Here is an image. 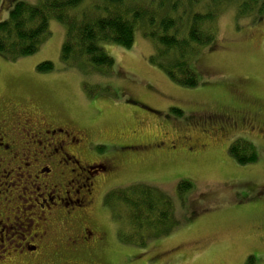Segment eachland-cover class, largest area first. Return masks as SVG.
Instances as JSON below:
<instances>
[{
  "label": "rangeland",
  "instance_id": "obj_1",
  "mask_svg": "<svg viewBox=\"0 0 264 264\" xmlns=\"http://www.w3.org/2000/svg\"><path fill=\"white\" fill-rule=\"evenodd\" d=\"M236 4L221 8L218 44L195 60V87L177 84L150 62L155 46L142 26L131 48L103 43L115 60L110 74L85 61L64 66L66 26L55 18L35 54L16 60L0 54V106H41L43 116L82 139L83 162L108 167L85 210L105 232L101 246L85 256L65 252L55 262L49 241L37 258L11 254L6 264H264V17H239ZM11 6L1 0L0 20ZM43 61L54 69L39 71ZM238 140L255 145L256 162L242 165L230 154ZM181 181L193 185L182 195ZM135 183L159 187L183 220L146 247L121 241L105 199L100 206L102 194Z\"/></svg>",
  "mask_w": 264,
  "mask_h": 264
},
{
  "label": "trees",
  "instance_id": "obj_2",
  "mask_svg": "<svg viewBox=\"0 0 264 264\" xmlns=\"http://www.w3.org/2000/svg\"><path fill=\"white\" fill-rule=\"evenodd\" d=\"M9 16L0 20V54L10 60L28 57L39 51L50 34L49 23L55 18L66 26L61 60L67 68H79L89 62L94 70L112 73L115 60L103 43L131 48L138 26L155 46L150 62L182 86L195 87L199 80L195 60L201 49L218 44V16L226 4H236L239 17L263 18L264 0H11ZM1 3V0H0ZM116 6L120 7L119 12ZM55 65L43 61L41 72ZM178 115L183 112L174 108ZM230 154L239 164L258 159L253 143L238 140ZM193 188L181 181L180 195ZM118 221V237L129 245L146 247L155 238L174 232L183 224L174 213V203L159 187L135 183L118 188L105 196ZM123 223L127 226L121 227ZM124 225V224H123ZM121 227V228H120Z\"/></svg>",
  "mask_w": 264,
  "mask_h": 264
},
{
  "label": "flooded vegetation",
  "instance_id": "obj_3",
  "mask_svg": "<svg viewBox=\"0 0 264 264\" xmlns=\"http://www.w3.org/2000/svg\"><path fill=\"white\" fill-rule=\"evenodd\" d=\"M15 103L0 106L1 264L11 254L37 258L49 241L53 261L65 252L85 256L103 243L105 232L85 210L98 174L108 167L83 162L78 156L82 139L43 116L41 106ZM104 199L102 194L100 206Z\"/></svg>",
  "mask_w": 264,
  "mask_h": 264
}]
</instances>
